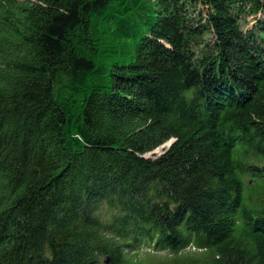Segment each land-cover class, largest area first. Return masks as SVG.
<instances>
[{
    "label": "trees",
    "instance_id": "obj_1",
    "mask_svg": "<svg viewBox=\"0 0 264 264\" xmlns=\"http://www.w3.org/2000/svg\"><path fill=\"white\" fill-rule=\"evenodd\" d=\"M142 245L264 264V0H0V264Z\"/></svg>",
    "mask_w": 264,
    "mask_h": 264
},
{
    "label": "rangeland",
    "instance_id": "obj_2",
    "mask_svg": "<svg viewBox=\"0 0 264 264\" xmlns=\"http://www.w3.org/2000/svg\"><path fill=\"white\" fill-rule=\"evenodd\" d=\"M160 150L156 151V153H159ZM186 252H192V249H187ZM149 253H155L153 252L147 245H142L140 246L137 250H135V253H133L132 255H134L137 259H143L146 260L148 263H152V264H165L164 261L162 260H157L153 257H156L153 254H149ZM157 257L161 258V259H169L171 258V255H169L168 253H163V252H159L156 253ZM105 258H103L101 261L103 262Z\"/></svg>",
    "mask_w": 264,
    "mask_h": 264
},
{
    "label": "water",
    "instance_id": "obj_3",
    "mask_svg": "<svg viewBox=\"0 0 264 264\" xmlns=\"http://www.w3.org/2000/svg\"><path fill=\"white\" fill-rule=\"evenodd\" d=\"M171 143L169 142L167 144V147L170 145ZM103 264H110V259L108 257H106L104 260H103Z\"/></svg>",
    "mask_w": 264,
    "mask_h": 264
}]
</instances>
